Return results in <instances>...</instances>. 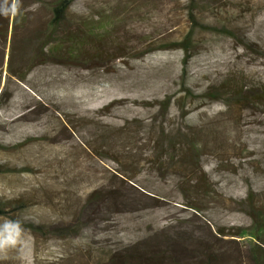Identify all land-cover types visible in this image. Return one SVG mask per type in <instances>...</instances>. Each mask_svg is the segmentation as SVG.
I'll return each mask as SVG.
<instances>
[{
	"label": "rangeland",
	"instance_id": "1",
	"mask_svg": "<svg viewBox=\"0 0 264 264\" xmlns=\"http://www.w3.org/2000/svg\"><path fill=\"white\" fill-rule=\"evenodd\" d=\"M20 1L22 21L13 31L11 9L0 40V207L39 229L23 226L24 244L0 250V264L93 262L154 236L174 264H253L264 0H75L53 38H85L76 60L34 49L30 32L52 15ZM187 34L186 59L161 49ZM222 84L242 99L206 97Z\"/></svg>",
	"mask_w": 264,
	"mask_h": 264
},
{
	"label": "trees",
	"instance_id": "2",
	"mask_svg": "<svg viewBox=\"0 0 264 264\" xmlns=\"http://www.w3.org/2000/svg\"><path fill=\"white\" fill-rule=\"evenodd\" d=\"M28 1L30 5L33 2H36L41 4V7L47 6L52 15L50 21L47 22L44 26L41 27L39 26V24H37L35 28L30 32V36L34 42V49H36L37 52H41L43 55L49 57H56L61 54L68 60H76L78 58L77 52L84 44L85 38L78 39L77 41H79V43L67 34L62 35L60 39L53 38V36L57 33L69 7L75 0H47V2H44L42 0ZM12 2V0H0V40L4 41L5 43L7 41L8 33L7 18L10 15L11 9H13L14 14V21L12 24L13 31L16 28L17 22L22 21L21 10L24 8L20 4L21 1L14 0V2ZM26 12L27 14L31 13L28 10ZM85 30L88 32L87 37H89L90 34L94 31L93 24H87L85 26ZM189 34L175 43H165L166 46L161 47V49H179L183 52L186 59L190 52ZM185 59L184 61H186ZM13 75L19 79L21 78V76L17 73ZM242 95L243 92H234L233 90H231V88L224 87L223 84L219 87H213L209 89L208 92H206V97H208L210 100L223 101L227 104L234 99L240 101L242 99ZM254 99L264 101V90L255 93ZM170 100L171 99H167V103H169ZM157 145H159V140L157 142L156 139L155 147H157ZM128 179L131 180L130 178ZM114 194L115 191H109L108 193H106V195H103L106 201H110L113 203L114 201H116V197L114 196ZM102 197L99 198L98 194L95 193L92 198L95 200H98L99 198V200H101ZM188 207L194 211H197L194 206ZM248 209L258 227H261V229L264 228V216H262L258 212L252 213L251 203L249 204ZM8 215L10 219L18 220L15 216H10V214L5 212V210L0 207V218L8 217ZM21 224L31 231L39 229L31 223L21 222ZM61 229L62 230L58 232L59 234L73 235L77 232L78 224H72ZM217 234L222 235L220 230H217ZM252 238L253 243L249 247V253L253 264H264V240L257 235H254V237ZM81 264H174V261L171 256V252L166 250L163 241H161L157 236H154L148 239H144L140 242H136L134 244L125 245L124 247L104 252L100 256L95 257L93 262Z\"/></svg>",
	"mask_w": 264,
	"mask_h": 264
},
{
	"label": "clouds",
	"instance_id": "3",
	"mask_svg": "<svg viewBox=\"0 0 264 264\" xmlns=\"http://www.w3.org/2000/svg\"><path fill=\"white\" fill-rule=\"evenodd\" d=\"M25 230L19 220L4 219L0 222V250L24 244Z\"/></svg>",
	"mask_w": 264,
	"mask_h": 264
},
{
	"label": "bare ground",
	"instance_id": "4",
	"mask_svg": "<svg viewBox=\"0 0 264 264\" xmlns=\"http://www.w3.org/2000/svg\"><path fill=\"white\" fill-rule=\"evenodd\" d=\"M52 139H53V138H52ZM48 140H49V142H50V139H48ZM53 140H54V139H53ZM51 142H52V141H51ZM52 143H53V142H52ZM101 167H102V165H101ZM105 168H106V167H105ZM86 176H87V175H86ZM78 177H79V176H78ZM75 178H76V177H75ZM76 179H77V178H76ZM94 180H95L94 176H91L90 178L87 179L88 182H91V181H94ZM72 181H73V180H72ZM78 181H79V180H78ZM63 182H64V181H63ZM69 182H70V181H69ZM81 182H82V181H81ZM54 184H55V183H54ZM56 184L58 185V184H60V183H56ZM62 184H63V183H62ZM67 184H68V182H67ZM57 185H56V186H57ZM65 185H66V184H65ZM68 185H69V184H68ZM58 186H62V185H58ZM58 186H57V187H58ZM61 189H62V188H61ZM48 190H49V188H48ZM68 197H69V196H68ZM70 199H71V198H70ZM72 199H73V198H72ZM74 199H75V198H74Z\"/></svg>",
	"mask_w": 264,
	"mask_h": 264
}]
</instances>
